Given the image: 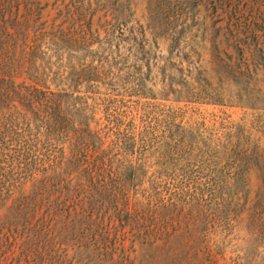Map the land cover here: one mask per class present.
<instances>
[{
    "label": "trees",
    "instance_id": "obj_1",
    "mask_svg": "<svg viewBox=\"0 0 264 264\" xmlns=\"http://www.w3.org/2000/svg\"><path fill=\"white\" fill-rule=\"evenodd\" d=\"M130 13L108 0H0V264H256L227 260L208 230L177 227L179 193L151 162L179 141L100 97L114 89L100 82L130 44L114 36ZM146 28L142 49L158 29ZM229 30L230 47L253 51L242 24Z\"/></svg>",
    "mask_w": 264,
    "mask_h": 264
},
{
    "label": "rangeland",
    "instance_id": "obj_2",
    "mask_svg": "<svg viewBox=\"0 0 264 264\" xmlns=\"http://www.w3.org/2000/svg\"><path fill=\"white\" fill-rule=\"evenodd\" d=\"M108 1L133 15L114 28L130 44L114 50L112 80L103 75L100 82L114 89H100V97L127 102L179 141L151 162L179 193L177 227L210 231L227 260L264 264V210L255 212L264 183V0ZM167 20L173 26L159 28ZM241 24L254 46L248 54L227 43L229 28ZM147 25L158 29L148 30L150 46L142 49ZM165 38L182 45H165Z\"/></svg>",
    "mask_w": 264,
    "mask_h": 264
}]
</instances>
